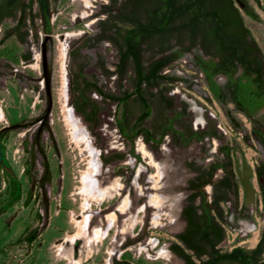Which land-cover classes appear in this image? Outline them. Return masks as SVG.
I'll list each match as a JSON object with an SVG mask.
<instances>
[{
  "label": "rangeland",
  "instance_id": "374dc122",
  "mask_svg": "<svg viewBox=\"0 0 264 264\" xmlns=\"http://www.w3.org/2000/svg\"><path fill=\"white\" fill-rule=\"evenodd\" d=\"M50 1V32L44 30L36 3L33 10L28 11L24 41L19 40L17 34L4 39L5 32L16 25V20L6 19L0 26V40H4L0 41V44L4 42L0 46V57L13 63L7 62L10 68L24 69L33 75L42 71L41 46L46 34L53 37L50 117L58 147L57 152L50 134L45 131L43 146L54 183L49 221L43 225L44 230L38 232L34 244L17 243L27 225L41 226L36 213L44 212L39 196L25 203L29 188V148L36 126L4 134L2 144L8 165L0 167V208L9 197L6 171L20 180L22 196L0 215V264H185L169 246L177 241L176 235L186 225L182 211L189 196V182L197 174L195 167L217 159L216 148L222 143L234 147L233 158L241 160L243 151L249 164L264 162V144L253 132V128L260 127L264 134V110L259 121L253 122L230 97L225 102L215 99L207 88L204 73L197 67L192 53H188L164 68L163 73L173 79L161 83L153 92L169 88L168 93L175 103L170 117L174 112H183L180 123L185 127L191 124L194 129L204 127L210 120L223 139H193L183 144L176 142L172 135H165L159 143L146 142L141 136L131 142L116 127V116L121 114L122 107L104 101L95 92H91L90 97L99 103V115L88 123L75 109L78 96L75 82L79 71L95 79L107 92L120 94L121 91L118 75L107 76L105 71L117 68L118 51L110 41L98 39V21L106 17L100 12L111 0ZM248 1L260 19L255 20L243 12L244 21L264 53V10L255 0ZM25 51L31 53L33 59L27 68L23 67L25 62L21 59ZM130 74L123 81L122 90H132ZM45 106L43 81L20 84L7 76L0 88V130L31 119ZM138 114V109H134L131 123ZM155 119L156 113H153L143 126L152 128ZM42 170L37 166V176ZM91 177L104 181L103 186H111L110 193H96L87 184ZM254 185L260 199L256 178ZM207 191L211 192V188L207 187ZM256 209L252 222L245 221L243 230L226 224L223 250H230L234 245L256 246L264 225L261 202Z\"/></svg>",
  "mask_w": 264,
  "mask_h": 264
},
{
  "label": "trees",
  "instance_id": "16d2710c",
  "mask_svg": "<svg viewBox=\"0 0 264 264\" xmlns=\"http://www.w3.org/2000/svg\"><path fill=\"white\" fill-rule=\"evenodd\" d=\"M255 2L264 10L261 0ZM35 3L45 30L50 32V0H0V26L6 19L16 20V25L5 32L4 39L17 34L19 39L25 40L27 31L24 32L23 28L27 24L28 11L33 10ZM243 12L255 20L260 19L248 0H111L104 4L100 14L106 17L98 21V39L110 41L118 51L117 70L105 71L107 76L118 75L121 91L120 94L107 92L95 79L91 80L79 71L75 82L78 94L76 111L88 123L94 121L99 115V103L90 97V93L97 92L104 101L109 100L122 107L121 114L116 116V127L131 142L141 131L145 132L146 141L156 140L157 143L168 133L176 142L183 144L192 139L201 140L207 132L219 137L215 123L210 120L209 130L194 131L190 125L185 127L180 123L181 114L170 117L168 111H172V103L161 93L152 92L151 87L173 79L163 73V68L173 59L184 52L200 49L204 55L211 56L209 61L197 58L203 66L214 68L213 72L205 68L214 97L218 96L220 86L213 76L220 73L237 84L236 97L247 116L264 107V53L245 24ZM129 72L133 88L122 90ZM238 72L240 75L236 79ZM134 109L142 113L131 123ZM153 111L157 119L152 128L139 129ZM180 125L182 130L177 128ZM157 134L159 138H156ZM4 136L0 135V167L8 165L2 144ZM221 151L231 162V146L226 144ZM218 167L213 165L208 171L210 177ZM5 173L9 197L5 206L0 208V215L22 196L19 179L11 172ZM196 196L192 195L183 208L186 225L176 235L177 241L171 245V250L185 264H264V229L255 247L237 246L223 250L221 245L226 238V230L223 214L216 213L218 201L198 203ZM262 200L264 203V189ZM36 235L28 237L22 234L17 243H31Z\"/></svg>",
  "mask_w": 264,
  "mask_h": 264
},
{
  "label": "flooded vegetation",
  "instance_id": "af4514ba",
  "mask_svg": "<svg viewBox=\"0 0 264 264\" xmlns=\"http://www.w3.org/2000/svg\"><path fill=\"white\" fill-rule=\"evenodd\" d=\"M43 23H44V21H43ZM45 29H46V26L44 24V30ZM4 36H5V34H4ZM5 40H7V39H5ZM19 40H21V39H19ZM52 41L53 40H50V39L46 40L44 38V41L42 42V46H41V67H42V71H40L38 75L37 74L33 75L24 69L10 68V65L8 63H11V65H13V63L10 60H7V59L4 60L2 57H0V88L4 86V81H7V76L13 77L15 80H18V82L20 84H24V83L30 84L31 82H42V81L44 82L43 58H44V53H46L47 61L50 63V65L52 67V46H51ZM3 43L4 42H2L0 44V46ZM188 53H192L194 62L196 63L197 67L204 73V78H205L207 88H208L210 94L214 97L212 91L209 88V83L207 81L206 69H205V68H207L210 72H213L214 68L203 66L202 62L197 58L199 56L203 60L209 61L211 59L210 55H204L203 51H201L200 49H193L192 51L184 52L182 55H180L179 57H176L171 62L181 58L182 56H184L185 54H188ZM167 54L168 53H166V55ZM161 56L162 55H159L158 57H161ZM21 59L25 62V65L23 66L24 68H27V67L32 65L31 63H32L33 59H32L31 53L25 51L21 55ZM171 62L169 64H167L165 67L170 65ZM38 67H40L39 63H38ZM116 67H118V64ZM164 68H163V70H164ZM115 70H117V68ZM239 75H240V72H238L236 74V79L239 77ZM219 77H225L226 80L219 81L218 80ZM213 79L220 86V92H219L218 96L214 97V98L217 100H220L221 102H225L227 97H230V99L232 100L234 105L243 114L246 115L243 106L239 103V101L237 100V97H236L237 84L231 82L229 77L225 74H220V73L215 74L213 76ZM144 87H145V84L143 85V88ZM159 87H161V86L159 85V86L151 87V91L153 92L154 89H158ZM144 89H146V88H144ZM167 89H169V88H163L161 90H158L157 94L161 93L162 95H164V97L167 101L172 103V111H168V113L170 114L175 110L174 109L175 103L173 100L174 97L168 93L169 90H167ZM44 91H45V82H44ZM95 93H97V92H95ZM45 94H46V91H45ZM46 99H47V96H46ZM263 110H264V107H261L258 111L252 113L249 116H247V115L246 116L248 118H250V120H252L253 122L259 121V119L261 117L260 113ZM42 112L36 116H33L32 118L40 116L42 114ZM141 113H142V111H139V115H141ZM153 113H155V111H153L151 113V115H149V117H151ZM176 114H181V117H180V120H181V118L183 117V112H176V113L174 112V116ZM149 117H147V119ZM143 123H144V121L139 126V129L145 128L143 126ZM40 125H41V123H36L35 125H33V126H36V128L33 132V135H35V133L39 129ZM209 125H210L209 120H207L206 125L202 128L194 129L193 126H191V124H190L191 128L194 131H207L210 129ZM33 126H31V127H33ZM5 127H7V126H4L0 130V135L6 134L8 131L13 130V129L4 130ZM179 129L182 130L181 127ZM253 132L255 133L256 138L264 144V134H263L262 130L260 129V127L253 128ZM200 133H202V132H200ZM43 134H44V132H43ZM43 134H42V139H43ZM218 134H219V137H214L209 132H207L203 135L202 139L198 140V141H203L204 139H207V138L208 139L209 138L210 139H213V138H218V139L222 138L223 139L222 133L219 132V130H218ZM166 135L170 136L172 134L168 133ZM138 136H141L146 141L145 132L141 131ZM156 138H159V134H157ZM42 139H41V145H42L43 151L47 155V151H46L45 147L43 146V140ZM151 141L154 142L156 140H151ZM146 142H148V141H146ZM224 145H226V143L219 144L218 147L216 148L217 153L219 155V157L217 159L213 160L212 162L208 163L207 165H200V166L195 167L197 174L189 182V187H188L189 196H188L187 202L189 201V198L194 194H197L196 198H197L198 203H203L205 201L213 202L214 200H216V201H218V204H219L217 209H216V213H218V214L222 213L223 214V217H224L223 226L226 227V224H227V225L231 226L232 228L237 227L240 230H243L244 229L243 226H244L245 221L249 222V223L252 222L251 221L252 216H253L254 212L257 211L256 207L260 202L262 203V209L264 211V203L262 200L263 189H264V175H263V173H264V162H257V164L254 166L249 164L247 162V160L245 159V153L243 151H241V160L239 158H233L234 147H232V146H231V154H230L231 162H230L227 159L226 153L221 151V147ZM53 146L55 148L54 142H53ZM32 150L34 151V159L31 157ZM43 151L37 145V143L34 144L33 140H32V143H31L30 148H29L30 167L27 170L28 180H29V188H28L25 203L29 204L32 199H36L37 196H39V198L41 199V204H42V208H43L44 212H37L36 213L37 219L42 221L41 226L31 227V226L27 225V227L25 228L23 233L28 237L34 236L35 233L38 234V232H40V230H42V228L44 230V226H46V224L49 221V219H48L49 218V208H50V203H51L50 194H51V191L53 189L54 183H53L52 172H51V176L49 178L45 177L46 171H45V158L43 156ZM132 153H134L133 150H132ZM47 159H48V156H47ZM244 160H246L247 164H249L251 166V169L253 172L252 176L250 177V182H251L252 186L254 187L255 196H254L253 200L249 203H247V201H246V190H245V186H244L243 181H242V177L245 175ZM48 162H49V159H48ZM213 165H219V167L214 171L213 175L210 177L208 171L212 170ZM37 166H40L43 169L39 176H37V173L35 171ZM49 167H50V171H51L50 162H49ZM239 170L241 171V174L239 173ZM255 178L257 179L259 187H260V196H261L260 199L257 198L258 197L257 196V190H256V187L254 185V179ZM224 179H225V181H224ZM226 182H228V183H226ZM20 184H21V182H20ZM207 187L211 188V192L207 191ZM21 190H22V184H21ZM44 195H46V199H45ZM187 202H186V204H187ZM263 229H264V225H263V228L261 231V236L263 234ZM34 238L35 239L31 243H29L27 241L25 243L27 245L34 244V242L37 240V235ZM259 241H260V239H259ZM173 243H174V241L169 246L170 250H171V245ZM237 246H240V245H234V246H232L231 249H234Z\"/></svg>",
  "mask_w": 264,
  "mask_h": 264
},
{
  "label": "water",
  "instance_id": "95a60500",
  "mask_svg": "<svg viewBox=\"0 0 264 264\" xmlns=\"http://www.w3.org/2000/svg\"><path fill=\"white\" fill-rule=\"evenodd\" d=\"M262 4L264 5V0H261ZM45 39H50L53 40V37L51 34H47ZM43 70H44V82H45V91H46V106L45 109L43 110L42 114L38 117L31 118L28 120H23L14 124H11L7 127L4 128L6 129H28L31 126L35 125L36 123H41L39 126V129L35 133L33 137V143H37V145L42 149L41 145V139H42V134L43 132L47 131L50 134L51 139L54 142L55 148L58 152V147L54 138L53 130L51 127V112L53 108V94H52V78H53V69L50 65V63L47 61L46 53H44V58H43ZM43 156L45 158V171L46 175L45 177L49 178L51 176V171L49 167V162L47 159V155L43 151ZM31 157L34 159V151L32 150ZM244 172L245 175L242 177L243 184L245 186L246 190V201L247 203L251 202L255 196V190L254 187L252 186L250 182V177L252 176V169L249 164H247L246 160H244ZM239 173L241 174V171L239 170ZM46 199V195H44Z\"/></svg>",
  "mask_w": 264,
  "mask_h": 264
},
{
  "label": "bare ground",
  "instance_id": "6f19581e",
  "mask_svg": "<svg viewBox=\"0 0 264 264\" xmlns=\"http://www.w3.org/2000/svg\"><path fill=\"white\" fill-rule=\"evenodd\" d=\"M61 59V65H62V67H63V59H62V57L60 58ZM63 69H64V67H63ZM65 74V73H64ZM63 74V79H64V85H65V75ZM67 114H68V117H69V113L67 112ZM80 134L82 135L83 133H82V131L80 132ZM82 137V136H81ZM86 178V177H85ZM88 180V179H87ZM87 184L88 185H90L91 187H92V189L97 193L98 192V194H100V195H102L103 193L104 194H108V193H110V190H111V186H109V185H107V186H103V184H104V181H102V180H97V179H94V178H90L89 179V181H87ZM122 209V208H121Z\"/></svg>",
  "mask_w": 264,
  "mask_h": 264
}]
</instances>
